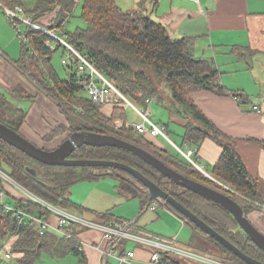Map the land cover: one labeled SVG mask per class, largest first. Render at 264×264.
Segmentation results:
<instances>
[{
    "label": "trees",
    "instance_id": "trees-1",
    "mask_svg": "<svg viewBox=\"0 0 264 264\" xmlns=\"http://www.w3.org/2000/svg\"><path fill=\"white\" fill-rule=\"evenodd\" d=\"M2 1L5 3H3L4 6L9 5L11 8L16 7V5L23 6L24 13L35 22L60 6L55 11L56 16L52 23L48 26L43 25L44 27L64 33L63 36L70 44L86 54L96 68L135 102L145 101L143 103L145 105L146 99L153 100L156 97L158 99H156V104L166 106L169 109V114L178 112L187 114L188 118L196 120L197 123L187 122L184 125V143L199 147L204 138H214L223 146V151L213 166V176L249 198L263 200L264 189L259 180L246 168L232 138L217 127L192 97V94L197 91L210 90L219 94H227L230 89L221 82L220 71L215 60L212 57L198 56L191 37H174L162 22L145 12L125 10L116 0H81V16L85 19L86 26H79L74 31L66 30V25L70 21V15H75V5L77 4L75 0ZM22 24L25 25V33L30 38L31 46L29 47L26 42H23L24 56L33 54L36 58V64L40 67L38 78L32 74L31 70L26 68V71L36 78L40 87L50 94L59 108L67 114L69 127L73 131L112 132L113 130L109 125L111 118L100 112L101 106L95 103L88 94L87 87L92 80L91 74L87 71L77 73L76 63L68 61L64 63L68 68L66 77L62 78L52 66L51 59L54 52L63 49L65 53L67 45L44 29L29 23ZM48 41L57 44L52 48L47 44ZM162 84L165 87H162ZM166 88L171 93V95L167 94L170 96L169 103L165 101L164 89ZM20 91L18 89L11 95L0 86V121L19 132H21V126L26 120V110L14 102L12 97L17 96ZM111 107L113 112L120 109L114 105ZM68 110L77 113V120H72L71 115L73 113H67ZM82 110L84 111L82 112ZM120 110L123 111L127 119V111L122 108ZM80 116H83L88 123H82ZM64 126L62 124L60 127H55L52 136L59 138L65 134ZM166 128H168V134L171 136L172 131L169 126L167 125ZM116 135L136 141L139 144V141L129 134L119 132ZM54 137L46 136L51 140ZM146 147L187 175L194 176L205 183L221 186L210 177L204 176L192 168L188 169L185 163H193L177 147L174 156H166L153 147ZM181 147L183 148V146ZM71 157L119 160L141 170L160 186H162V182L171 181L182 191L177 195L171 192L170 194L245 252L264 260V250L254 243L227 208L191 189L181 187L133 152L116 146L85 144L76 149ZM30 168H34L36 171L33 172ZM97 168L113 167L46 164L0 137V169L7 171L14 180L49 202L76 207L68 195L72 185L79 180L112 176L117 179L119 188L123 192L132 197H141L143 206L149 204L150 196L143 198L142 191L135 188L130 181L118 174H97L95 172ZM113 169L117 172L121 171L117 168ZM123 173L129 174L125 171ZM6 186L12 188L11 184L0 175V189L6 192V202L15 204L17 207L27 208L32 212L42 210L43 206L40 203L32 201L26 196H15L9 192ZM242 204L247 215L250 216L248 213L253 208L244 202ZM109 215L108 212L102 213L99 218L108 220ZM190 225L194 232L191 241H198V245L201 246L200 249L210 252L216 248L220 252L214 251V253L224 260L233 264H249L198 225L192 222ZM35 227L34 223L20 227L15 210H8L6 207L0 206V250L3 242L14 235L15 239L11 240L12 243L10 242L11 249L22 254L21 257L24 262L34 264L44 249H48L49 240L52 239L51 235H39L35 231ZM73 227L74 232L77 231V228L81 230L77 225ZM77 244L73 242V246L68 250L65 247L59 248V254L63 255L72 251L79 256V264H88L86 251ZM161 255L162 258L169 256L166 252H162Z\"/></svg>",
    "mask_w": 264,
    "mask_h": 264
},
{
    "label": "crops",
    "instance_id": "crops-1",
    "mask_svg": "<svg viewBox=\"0 0 264 264\" xmlns=\"http://www.w3.org/2000/svg\"><path fill=\"white\" fill-rule=\"evenodd\" d=\"M75 1L79 6L81 0ZM116 2L125 10L145 12L162 22L174 37H191L198 56L212 57L215 60L220 71L221 82L230 89L229 93L219 94L210 90H202L193 93L192 97L217 127L232 138L246 168L259 180L264 189V0H201L200 4L195 0H116ZM4 12L0 4V86L11 95L18 89L21 90L12 99L19 106L27 104L30 108L28 119L23 123L21 133L37 145L54 149L55 146H46L48 144L40 139L41 133L38 129L41 130L47 126L45 122L46 118L49 117L48 114H54L55 110L60 113L57 109L59 106L49 96L50 94L39 86L36 78L39 76L40 67L37 64L35 67L27 56H24L25 47L21 36L18 34L15 21ZM40 23L45 25L43 22ZM26 68L31 70L36 78L27 72ZM144 102L139 103L142 108H144ZM156 102V99H153L149 104L153 111L152 117L156 122L167 127L169 123L154 117V113L156 115L163 113V106L156 104ZM169 118L174 122L171 114H169ZM132 119L141 120V117L133 113ZM177 125L181 126L179 140L172 137L173 141L186 149L193 148L195 160L204 167L210 176L215 178L212 169L220 158L223 146L211 137L204 138L199 147L184 143L185 129L183 125L179 123ZM166 129L168 133V128ZM174 136L176 137V135ZM155 138L162 144L166 139L162 136ZM56 140L58 141V138L52 142ZM215 180L218 179L215 178ZM6 188L15 196H22V193L15 187L6 186ZM262 197V202H264V194ZM64 207L82 214L75 207ZM141 209L159 212V209L142 207V204ZM255 209L249 217L264 232V213L259 208ZM169 210L184 220L180 213L172 209ZM34 213L39 214V211L34 210ZM102 213L97 212L94 216L92 215V218L98 219ZM48 217L51 224L46 228L41 227L37 221H31L26 226L34 223L36 225L35 231L39 235H51L49 247L44 249L51 258L61 259L57 255L59 247H65L68 250L74 242L86 251L88 264H108L109 257L118 259L106 252L109 241L104 238L101 230L79 226L81 230L77 228V235L65 236L56 227L57 216L49 214ZM115 219L126 218H120L114 213H110L108 220H105L111 222ZM135 226L146 229L138 226V224ZM70 228L74 229L73 226ZM156 235L165 237L160 234ZM14 239V235L9 237L5 243V248L0 250V264H29L22 260V254L11 249L10 242ZM129 240L136 242L131 248L128 244ZM115 247L120 252L135 250V256L129 262H121L118 259L120 264H158L151 260L153 248L142 245L134 239L124 238ZM192 248L202 251L194 247L193 244ZM202 252L223 259L213 253ZM42 257L43 255H40L39 258ZM62 258H64V254ZM78 259L79 264V256ZM163 259L170 264H182L179 255L169 253V256Z\"/></svg>",
    "mask_w": 264,
    "mask_h": 264
},
{
    "label": "rangeland",
    "instance_id": "rangeland-1",
    "mask_svg": "<svg viewBox=\"0 0 264 264\" xmlns=\"http://www.w3.org/2000/svg\"><path fill=\"white\" fill-rule=\"evenodd\" d=\"M0 3L3 4L4 2L0 0ZM5 4V3H4ZM77 5V8H76ZM75 5V15L71 16L70 15V21L66 25V30L68 31H74L76 30L79 26L80 27H85L86 26V21L85 19L81 16V5L78 6V4ZM7 7H10L9 5H6ZM60 6H58L59 8ZM54 9L51 12H49L48 16L45 18L40 17L38 21H36L39 26L42 27L40 22H43L45 26H48L49 24L52 23L54 17L56 16L55 11L58 9ZM5 13V12H4ZM6 14V13H5ZM70 14V13H69ZM7 15V14H6ZM21 22V21H19ZM21 29L23 32H25V26L22 25ZM57 34L66 39L61 31L57 32ZM18 35V34H17ZM19 37V35H18ZM67 57V51L64 53L63 49H58L56 52H54L51 63L54 69L58 72V74L62 77H66V71L68 70L67 65L64 64L63 58ZM27 58L29 61L32 62V64L37 67L36 65V58L33 56V54H28ZM68 61H71L70 58H68ZM66 63V62H65ZM112 81V80H111ZM113 82V81H112ZM40 86V85H39ZM162 87H165L164 84H162ZM168 88V87H167ZM165 90V101L169 103L170 101V96L167 94H170V91L168 89ZM43 91V90H42ZM44 92V91H43ZM46 92V91H45ZM44 92V93H45ZM50 96V95H49ZM120 95L117 94V96H114L111 100L107 101L106 103H97L99 104L100 107V112H102L104 115H106L108 118H111V121L109 125L111 126V129L113 130L112 132L107 131L111 134H118L120 133H126L129 134L132 138L135 140L139 141V144L143 146H150L158 151H160L163 155L166 156H172L174 153L177 152L176 147L173 145L175 144L171 138L165 139L164 144L156 140V136H152L149 134H139L136 130L133 129L132 127V121H135L132 119L133 113L138 114L140 117V111L142 112V108L136 109L131 103L125 101V100H120L119 98ZM127 96V95H126ZM51 97V96H50ZM121 97V96H120ZM129 98V96H127ZM150 97V96H148ZM52 98V97H51ZM53 99V98H52ZM134 104H137L134 100L129 98ZM154 99H157L154 97ZM54 100V99H53ZM120 100V101H119ZM158 100V99H157ZM119 101V102H118ZM148 101L146 99V104L144 105L145 110H148V112H153L152 109L150 108L149 103L152 102ZM166 102H164L166 104ZM96 103V102H95ZM25 106H21L26 110V120L28 119V112H29V106L27 104H24ZM117 106L116 108H122L123 110L127 111L128 117L127 119L125 118V115L122 110L117 109V115L115 116L116 112H113L114 110L112 109L111 106ZM139 106V104H137ZM60 113H58L55 110V113L48 114L46 118V127H43L41 130L38 129V131L41 133L40 139L43 140L44 143L48 144L46 146H57L59 145L73 130L69 127V121L67 119V114L63 112L61 109L57 108ZM69 111V110H68ZM84 110H82L83 112ZM67 113L72 114V111H69ZM77 113H73L71 115L72 120L75 121L77 120ZM154 117L157 119H160L166 123H169V129L173 132L172 136L174 139L179 140V132L181 130V126L177 125L179 123L180 125H184L187 122H192V123H197L196 120L190 119L187 117V114H181V113H172L171 118L174 122H172L169 118V109H167L166 106H163V113L162 115H156L154 113ZM80 120L83 122H86V119L83 118V116H80ZM176 122V123H175ZM81 123V124H82ZM88 123V122H86ZM64 124V130L65 134L60 136L58 138V141H54V138L56 137L52 136V131L55 129L57 126H62ZM23 124L21 126V129L23 128ZM48 128V129H47ZM54 132V131H53ZM59 132V131H58ZM50 133V134H49ZM106 133V132H105ZM176 135V137L174 136ZM46 136L49 137H54L51 139L46 138ZM49 140V141H48ZM51 142V143H50ZM136 142V141H134ZM137 143V142H136ZM173 144V145H171ZM148 148V147H146ZM52 149V148H49ZM150 150V149H149ZM183 150L187 151L188 148L186 149L183 147ZM152 151V150H151ZM174 156V155H173ZM187 164L186 167L188 169L192 168L193 170L198 171L204 176H208L216 183H219L221 186H217L216 184L208 183L212 186L218 187L228 193H230V190L228 187H231L229 184L220 181V180H215L212 176H209L201 170L200 168L196 167L194 164ZM172 165V164H171ZM173 166V165H172ZM175 167V166H174ZM178 169V168H177ZM119 171V170H118ZM181 171V170H180ZM97 174H105V173H110L111 175H119L120 177H123L130 181V183L135 187L138 188L142 191L143 198H147L150 196V190L149 188L144 185L140 180H138L134 176H129L130 174L123 173V171L117 172L113 168H97L95 170ZM183 172V171H182ZM185 173V172H183ZM187 174V173H185ZM194 177V176H192ZM196 178V177H194ZM203 181V180H202ZM162 187L165 188L169 193L173 194H179L182 189L176 187L174 184L170 182H162L161 183ZM13 187V186H12ZM22 191V190H21ZM23 192V191H22ZM24 193V192H23ZM25 194V193H24ZM68 195L72 199V201L75 203L77 209H79L82 212V216L88 219H93L92 215L94 216L97 212H110L114 213L115 216L120 217V218H126L129 221H134L135 224L137 223L138 226L146 228L148 231L154 233V234H160L168 238H177L180 243L183 242L187 245V247H192V243H194V247L200 249L198 244V241L192 242V235L194 234L192 226L189 224L191 223L190 220L184 216V220L174 214L172 211L169 209L175 210L170 204L166 202V200H163L161 197L156 198V200L161 201L164 206H160L158 209V213H155L154 211L150 209H141V204H142V198L141 197H132L127 195V193L123 192L118 185V181L116 178L112 176H103L97 179H85V180H79L76 182L74 185L69 188ZM143 207V204H142ZM150 208V207H149ZM251 209L249 211V215H252V212L256 210L254 207L251 206ZM152 209V208H151ZM76 210V209H75ZM78 211V210H77ZM176 211V210H175ZM264 217V216H263ZM193 223V222H192ZM136 224V225H137ZM53 229V228H52ZM55 230V229H53ZM57 232V230H55ZM7 240L3 242V247L5 248V243ZM192 242V243H190ZM136 242L133 240H129L128 244L129 247H133V244ZM182 244V243H181ZM198 246V247H197ZM60 248V247H59ZM4 250V249H3ZM202 250V249H200ZM205 251V250H202ZM220 252L218 249L214 248L212 249L209 253H214ZM57 255L61 257V259L56 258H51V256L47 253V251H44L41 256L43 255L42 258H37L34 262V264H78V256L74 254L72 251L69 253L64 254V258H62L63 255L59 254V251H57ZM17 260L20 261V259L16 258ZM179 259L181 260L182 264H202L198 263L195 261H189L185 257L179 256ZM108 264H120V261L118 259H115L113 257H109ZM124 264H132V263H124ZM140 264V263H139Z\"/></svg>",
    "mask_w": 264,
    "mask_h": 264
},
{
    "label": "built area",
    "instance_id": "built-area-1",
    "mask_svg": "<svg viewBox=\"0 0 264 264\" xmlns=\"http://www.w3.org/2000/svg\"><path fill=\"white\" fill-rule=\"evenodd\" d=\"M199 4L201 0H195ZM1 4V3H0ZM6 14H8L13 21H15L16 27L18 29V34L21 36L22 40L30 46V38L27 36L25 32L22 31L21 26L22 23H29L37 28L44 29L61 42L67 45V57L63 58V62L67 63L68 58L71 61L76 63L77 73L89 72L91 74L92 80L88 84V94L91 99L96 103H106L107 101L114 98V96H119L120 100H125L131 103L136 109L142 108L140 105L134 104L103 72H101L98 68L94 66V64L89 60L88 56L79 50H77L72 44H70L66 39L60 37L55 30H49L45 27L39 26L37 22H35L31 17L27 16L24 13V7L21 5H16V7L11 8L4 6L1 4ZM21 21V22H19ZM52 48L56 46L57 43L47 42ZM32 51L34 49L32 48ZM96 78H99L97 81ZM119 100V101H120ZM151 101V99H147ZM118 101V102H119ZM151 103V102H150ZM149 103V104H150ZM144 106V105H143ZM258 108V106H257ZM142 112L140 111L141 120L132 121V127L139 134H149L152 136H162L166 139H169V135L166 131V126L159 122H156L152 117V112H148L145 108H142ZM175 146L198 168L203 170L204 167L199 164L194 155V149L189 148L187 151L180 148L178 145ZM0 175L8 181L11 186L18 189L22 196H26L30 198L32 201L40 203L43 207L42 210L39 211V214L30 211L24 207H17L15 204H10L5 201L6 192L0 189V206L6 207L8 210H15L17 217L19 218V226L23 227L28 225L31 221H37L40 223L41 227L46 228L49 224H51V220L49 219V214H54L57 216L56 227L59 231L65 236H75L77 235L74 232V229L70 228V226H83L85 228H95L101 230L103 232V236L105 239L109 241V246L106 252L110 255L116 256L121 262L126 261L129 262L131 258L135 256V250H129L126 252H120L115 245L122 241L124 238L134 239L140 242L142 245H147L153 250H151V260L157 262L158 264H170L167 260L162 258L161 253H171L174 255H179L185 257L189 261H195L202 264H233L227 260L220 259L216 256H212L210 254H206L202 251L194 249L192 247H187L181 244L177 238H168L156 235L146 229H142L136 227L134 221H129L127 219H115L114 221L107 222L104 219H88L83 217L80 213L68 209L62 205L54 204L49 202L38 195L34 194L24 185L20 184L16 180H14L10 174L0 169ZM9 185V184H8ZM230 193L237 198L240 202H244L245 204L252 205L254 208H259L264 213V202L249 198L233 187H228ZM25 193H23L22 191ZM164 200V199H163ZM160 206H164L161 201H154L149 204V207L152 209H158ZM9 255V254H7Z\"/></svg>",
    "mask_w": 264,
    "mask_h": 264
},
{
    "label": "water",
    "instance_id": "water-1",
    "mask_svg": "<svg viewBox=\"0 0 264 264\" xmlns=\"http://www.w3.org/2000/svg\"><path fill=\"white\" fill-rule=\"evenodd\" d=\"M98 81L99 78H96ZM0 137L8 143L20 148L39 161L50 165L67 166H98L113 167L121 171L128 172L140 180L150 190V200L161 197L166 200L178 212L186 216L191 222L198 225L204 231L221 242L224 246L232 250L249 264H264V260L254 257L232 242L228 237L207 223L198 214L193 212L188 206L170 194L165 188L160 186L141 170L119 160L100 158H74L72 153L79 147L87 144L92 146H116L127 149L138 155L145 161L157 168L165 176L169 177L181 187L193 190L227 208L238 220L240 226L254 241V243L264 250V232L260 230L247 215L244 205L231 193L218 187L205 183L197 178L189 176L171 164L167 163L153 151L134 141L126 139L120 135L104 133L92 130H75L64 139L54 149H47L37 145L21 132L12 128L8 124L0 121ZM33 172L36 170L30 168Z\"/></svg>",
    "mask_w": 264,
    "mask_h": 264
},
{
    "label": "clouds",
    "instance_id": "clouds-1",
    "mask_svg": "<svg viewBox=\"0 0 264 264\" xmlns=\"http://www.w3.org/2000/svg\"><path fill=\"white\" fill-rule=\"evenodd\" d=\"M42 26H43V25H42ZM43 27H44V26H43ZM45 28H46V27H45ZM46 29H48V28H46ZM49 30H54V29H49ZM55 31H56V30H55ZM56 33H57V32H56ZM23 42H24V41H23ZM168 135H169V134H168ZM169 137L171 138L170 135H169ZM171 139H172V138H171ZM172 141H173V139H172ZM173 142H174V141H173ZM174 143H175V142H174ZM175 144H176V143H175ZM175 144H174V145H175ZM176 145H177V144H176ZM178 146H179V145H178ZM179 147L182 148L181 146H179ZM182 149H183V148H182ZM206 174L210 176V174H209L208 172H206ZM217 181H218V180H217ZM154 201H157L156 198L153 199V200H150L149 204L152 203V202H154ZM149 204L147 205V207H149ZM168 204H169V203H168ZM175 210H176V209H175ZM175 210H174V211H175ZM176 212H178V211L176 210ZM178 213H180V212H178ZM180 215L184 217V215H183L182 213H180ZM185 217H186V216H185ZM190 222H191V221H190Z\"/></svg>",
    "mask_w": 264,
    "mask_h": 264
}]
</instances>
